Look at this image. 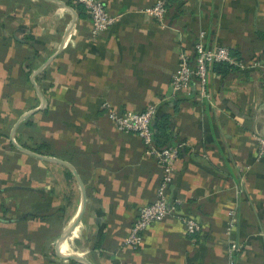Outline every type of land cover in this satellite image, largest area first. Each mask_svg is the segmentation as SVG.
Listing matches in <instances>:
<instances>
[{
    "label": "crops",
    "instance_id": "obj_1",
    "mask_svg": "<svg viewBox=\"0 0 264 264\" xmlns=\"http://www.w3.org/2000/svg\"><path fill=\"white\" fill-rule=\"evenodd\" d=\"M40 1L0 0V264H84L73 253L89 264H230L231 243L240 246L235 264H264V157L255 142L264 136V0H168L163 24L144 11L156 0H101L116 19L97 37L76 0H57L71 10ZM201 31L205 45L261 66L211 68L208 98L196 80L173 95L179 53H193ZM27 52H36L32 65ZM107 103L155 104V118L170 116L172 142L183 145L168 195L200 224L193 238L169 217L145 231L138 250L121 246L153 201L161 168L135 134L114 128ZM11 137L69 163L81 182L83 205L63 242L81 186L67 166L20 151Z\"/></svg>",
    "mask_w": 264,
    "mask_h": 264
},
{
    "label": "built area",
    "instance_id": "obj_2",
    "mask_svg": "<svg viewBox=\"0 0 264 264\" xmlns=\"http://www.w3.org/2000/svg\"><path fill=\"white\" fill-rule=\"evenodd\" d=\"M76 3L83 6L90 18L91 34L97 37L107 30L116 17L110 14L101 0H76ZM145 13L157 21L164 23L167 13V0H156L152 5L144 9ZM204 32L201 31L198 39L194 43L193 53L183 50L179 53L175 71L170 80V88L174 94L186 92L191 87L192 81L199 84V95L208 98L206 81L213 63L224 62L238 68H258L261 62L258 58H253L248 62L236 60L223 45L204 44ZM106 115L112 122L114 128L123 133L135 134L143 144L144 154L153 158L161 168V174L155 189V196L152 202L142 206L138 215L130 226L129 232L122 239L121 246L130 250H138L144 238L145 231L153 224L163 221L169 217H177L183 224L184 233L193 238L200 230V224L190 216H182L177 213V202L170 201L168 190L173 181L175 167L174 163L179 155L182 142L170 146H158L154 141L152 128L153 120L157 113L155 104L148 105L142 111L118 110L110 104H105ZM257 157H264V136L255 137ZM228 214L233 217V212ZM233 226V220L229 223V228ZM230 264H235L234 253L240 251V246L236 243L229 245Z\"/></svg>",
    "mask_w": 264,
    "mask_h": 264
},
{
    "label": "trees",
    "instance_id": "obj_3",
    "mask_svg": "<svg viewBox=\"0 0 264 264\" xmlns=\"http://www.w3.org/2000/svg\"><path fill=\"white\" fill-rule=\"evenodd\" d=\"M168 2V0H167ZM67 3H69V1H67ZM39 4L42 5H48V3L44 0L40 1ZM73 6L77 7V8H81L84 9L83 6L79 5V4H73ZM32 37L28 36V39L30 40ZM36 52H27L25 53V59H28V64L32 65L31 63V59L33 57V54ZM238 59V58H237ZM212 68L219 72V73H226L228 70L230 69H236L237 67L231 64H227L224 62H216L213 63ZM25 78H27V74L28 72H25ZM170 122H171V118L168 114L163 115L161 118L156 117L155 118V124L154 126L152 125L153 128V132H154V141L156 143V145L158 146H170V145H175L177 144L176 142L173 143L172 139H173V129L170 126ZM37 152L38 149H36ZM0 211L2 213H6L7 209L5 208L4 204L1 202L0 204ZM3 215V214H2ZM63 250V249H62Z\"/></svg>",
    "mask_w": 264,
    "mask_h": 264
},
{
    "label": "water",
    "instance_id": "obj_4",
    "mask_svg": "<svg viewBox=\"0 0 264 264\" xmlns=\"http://www.w3.org/2000/svg\"><path fill=\"white\" fill-rule=\"evenodd\" d=\"M49 1L55 2V3H57V4H59V5L63 6V7H66V8H68V9H70V7H68V6L65 5L64 3H61V2H59V1H57V0H49ZM70 10H71V9H70ZM75 19H76V16H74V18H73V20H72V22H71V25L73 24V22L75 21ZM41 68H42V67H41ZM41 68H40V69H41ZM38 71H39V70H38ZM15 127H16V126H15ZM13 131H14V129H13ZM11 139H12L13 144H15V146H16L20 151H22V152H24V153H27V154H29V155L36 156V157L41 158V159H44V160H49V161L57 162V163L63 164L64 166H67V167L72 171V173L75 175L76 179L78 180V182H79V184H80V186H81V190H82V201H81L80 209L78 210V212H77L75 218H73L72 223H71L67 228H65V230L63 231L61 237H60L59 240H58L59 242H63V241L65 240V238H66L67 233H69V232L72 230L74 224H75L76 221L78 220V218H79V214H80V211H81V208H82V205H83V201H84L83 188H82L81 182H80V180H79V178H78V176H77V174H76L74 168H73L69 163H67V162H65V161H63V160H57V159H54V158H50V157H47V156H43V155H40V154H36V153H34V152H30V151L24 149L23 147L17 145V144L15 143V141L13 140V137H11ZM70 257L73 258V259H75V260H77V261H79V262H82V263H84V264H89V263H87L83 258H81L80 256H77V255L74 254V253H73V254H70Z\"/></svg>",
    "mask_w": 264,
    "mask_h": 264
}]
</instances>
